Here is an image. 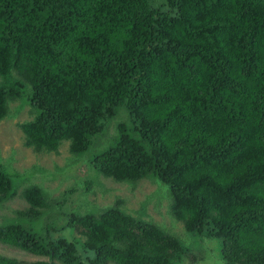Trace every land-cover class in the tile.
<instances>
[{
    "label": "trees",
    "instance_id": "16d2710c",
    "mask_svg": "<svg viewBox=\"0 0 264 264\" xmlns=\"http://www.w3.org/2000/svg\"><path fill=\"white\" fill-rule=\"evenodd\" d=\"M28 106L27 145L83 156L119 114L91 165L117 182L168 186L185 229L220 243L223 264H264V0H0V121ZM126 119V120H125ZM0 164V264H175L183 243L119 204L66 215L76 242L39 235L51 212ZM23 182V183H24ZM22 183V184H23ZM20 194V195H19Z\"/></svg>",
    "mask_w": 264,
    "mask_h": 264
},
{
    "label": "rangeland",
    "instance_id": "374dc122",
    "mask_svg": "<svg viewBox=\"0 0 264 264\" xmlns=\"http://www.w3.org/2000/svg\"><path fill=\"white\" fill-rule=\"evenodd\" d=\"M120 112L88 152L74 156L70 152L69 141L63 142L56 153L36 152L29 147L21 125L33 118L32 112L18 100L11 104L9 115L0 121V164L19 174L32 175L28 182L23 181L28 175L14 178L15 183L19 181L20 193L33 184L47 192L51 212L44 220L39 219V235L76 242L84 258H92L81 238L73 230L65 228V216L86 214L119 204L126 214L159 226L183 243L184 260L175 264H223L222 247L217 240L189 233L184 223L169 211L173 198L168 186L149 179L137 184L117 182L91 165L95 156L113 144L117 126L123 118L127 119L126 112L125 116ZM27 207L26 201L17 196L0 206V217H14ZM0 253L26 261L46 259L2 243Z\"/></svg>",
    "mask_w": 264,
    "mask_h": 264
}]
</instances>
